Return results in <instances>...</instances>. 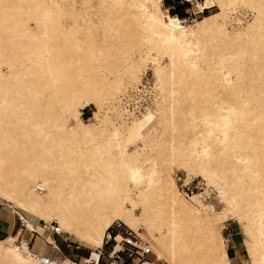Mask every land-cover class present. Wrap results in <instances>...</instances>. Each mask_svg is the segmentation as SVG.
<instances>
[{
    "label": "bare ground",
    "instance_id": "obj_1",
    "mask_svg": "<svg viewBox=\"0 0 264 264\" xmlns=\"http://www.w3.org/2000/svg\"><path fill=\"white\" fill-rule=\"evenodd\" d=\"M163 2L0 0V200L20 221L0 237V264H86L31 242L56 246L39 229H57L104 253L116 222L167 264H234L229 220L264 264V0L198 2L218 10L192 25ZM238 7L253 18L231 31ZM150 65L154 107L107 128L103 112ZM175 167L213 185L223 210L186 194Z\"/></svg>",
    "mask_w": 264,
    "mask_h": 264
},
{
    "label": "rangeland",
    "instance_id": "obj_2",
    "mask_svg": "<svg viewBox=\"0 0 264 264\" xmlns=\"http://www.w3.org/2000/svg\"><path fill=\"white\" fill-rule=\"evenodd\" d=\"M205 0H164L163 6L168 8L172 15H177L183 22L184 25L194 24V19H201L205 14H211L218 10L217 7L205 11H201L197 4L198 2H203ZM253 12L247 7H238L234 12H230V17L228 20L229 28L231 31L239 30L246 25L248 21L253 18ZM155 76L151 65L148 70L143 73L141 83H139L137 89L129 88L128 93L123 92L121 95L120 103L119 101L115 103L114 108L110 110H105L103 112L102 118L107 119V128H112V122L122 125L130 126L137 119L140 118L143 114L146 113V107H154V99L156 95V90L154 89ZM95 109L93 105L86 107L83 110V118L85 120L89 119L92 116V112ZM134 114V116H133ZM134 120V121H132ZM174 176L180 186V188L188 195L200 194L203 197L204 202L211 204L215 207L217 211H222L225 207V203L220 199L217 189L213 185H208L206 181L203 180L200 176H192L191 181L185 183L184 180L187 178L186 172L183 169L177 167L174 168ZM0 202H2L0 200ZM3 215L6 216V219H2L0 223V237L4 236L8 232L15 233L16 230L20 227V221L16 218L15 226L8 227L13 220V216L8 207H3ZM42 223H44L42 221ZM55 223V222H54ZM53 223V224H54ZM118 222L114 224L113 232H121L123 235H130L131 231L127 226L123 225L121 222L117 225ZM226 229L222 231L223 235L227 239V245L229 247V254L233 258L234 264H250V260L247 256V253L244 251L245 247L243 245L244 234L241 229L239 222L234 220H229L226 222ZM41 234L44 237H48L53 234V237L56 242V246L46 243L43 239L35 236L32 240V250L40 254H48L50 257L55 258H64L69 257L78 262H94L98 250H92L89 247L80 245V248H75L74 245L69 247L67 246V236L68 234L62 236L57 235L52 230L39 229ZM132 232V231H131ZM134 239L139 238L137 234L132 232ZM110 235V234H109ZM27 239H30L32 233L25 232ZM109 237V236H108ZM72 238V237H71ZM107 238V237H106ZM66 239V240H65ZM71 242H74L68 239ZM107 240V239H106ZM77 243V242H76ZM110 243V244H109ZM104 244V254H107V250L111 247V242ZM234 243V244H233ZM92 252V257H91ZM130 252H126L127 262H119L118 264H132L135 256L130 255ZM147 259L155 261V264H167L164 261H161L154 253H151L146 256ZM107 257H104V260L107 261Z\"/></svg>",
    "mask_w": 264,
    "mask_h": 264
},
{
    "label": "built area",
    "instance_id": "obj_3",
    "mask_svg": "<svg viewBox=\"0 0 264 264\" xmlns=\"http://www.w3.org/2000/svg\"><path fill=\"white\" fill-rule=\"evenodd\" d=\"M120 224L119 222L117 223V225ZM121 225V224H120ZM113 227L110 229V235L109 237H107L106 239V244H108L109 242H111V247L108 249V252L106 254L107 256V261L104 260L105 254L102 252L101 253V249H99L98 254L96 255V258L94 260V264H110L109 262L111 261H117V264L119 262H127L128 260L126 259V256H124V254L128 251L132 254V256H135V258L132 261V264H142L143 260L145 258V256L151 251V249L149 247L144 248L141 243L142 240L140 238L134 239V237H132L131 235H133V231H129L130 235H123L121 232H113ZM56 234L60 235V232L56 229L55 230ZM118 234H122L124 237V241L123 243L125 244V248H123L122 250H118L115 254H112L113 250H114V245L118 242L116 240V237L118 236ZM129 239H131V241H129ZM66 240V239H65ZM67 241V246L71 247L74 245L75 248H80V244L76 243V242H71L68 239ZM134 241V242H133ZM110 244V243H109ZM130 254V255H131ZM91 257H92V252H91ZM47 260V259H46ZM86 264H92V262H87Z\"/></svg>",
    "mask_w": 264,
    "mask_h": 264
},
{
    "label": "crops",
    "instance_id": "obj_4",
    "mask_svg": "<svg viewBox=\"0 0 264 264\" xmlns=\"http://www.w3.org/2000/svg\"><path fill=\"white\" fill-rule=\"evenodd\" d=\"M7 217L6 216H4L3 215V208H2V206H1V202H0V223H1V221H2V219H6ZM11 223L12 224H10L9 225V227H8V231H9V229H10V227H11V225L12 226H15V222L13 221V220H11ZM8 233H10V232H8ZM109 236V235H108ZM158 257V256H157ZM55 258V257H54ZM159 258V257H158ZM160 259V258H159ZM161 260V259H160ZM161 261H163V260H161ZM146 262H149L150 264H155V261H153V260H146ZM87 263V262H86ZM145 263V262H144ZM166 263V262H165Z\"/></svg>",
    "mask_w": 264,
    "mask_h": 264
},
{
    "label": "trees",
    "instance_id": "obj_5",
    "mask_svg": "<svg viewBox=\"0 0 264 264\" xmlns=\"http://www.w3.org/2000/svg\"><path fill=\"white\" fill-rule=\"evenodd\" d=\"M173 14V13H172ZM177 15H179V14H177ZM179 16H181V15H179Z\"/></svg>",
    "mask_w": 264,
    "mask_h": 264
}]
</instances>
